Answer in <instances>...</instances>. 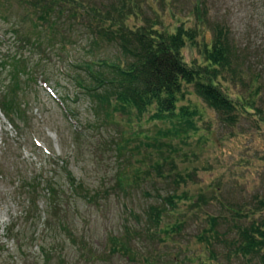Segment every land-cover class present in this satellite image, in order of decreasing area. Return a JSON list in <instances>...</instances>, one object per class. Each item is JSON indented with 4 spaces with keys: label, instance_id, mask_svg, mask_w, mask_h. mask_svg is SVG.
Listing matches in <instances>:
<instances>
[{
    "label": "rangeland",
    "instance_id": "obj_1",
    "mask_svg": "<svg viewBox=\"0 0 264 264\" xmlns=\"http://www.w3.org/2000/svg\"><path fill=\"white\" fill-rule=\"evenodd\" d=\"M147 4V15L155 12L166 28L181 23L195 32V45L187 42L182 50L187 65L202 63V43H209L214 27L225 29L237 48L243 83L224 77L220 87L231 99L254 100L264 112V0ZM25 10L15 0H0V91L10 89L8 97L20 107L13 117L16 127L0 110V264H256L237 258L221 236L212 239L208 230L209 220L215 218L216 229L230 241L236 225L263 216L259 203L264 202V127L257 112L240 110L237 122L228 125L189 87L186 100L201 114L194 120L196 135L174 142L175 152H158L147 143L167 130L168 122L118 115L106 120L95 114L77 85V77L86 76L76 65L112 59L116 49L87 52L86 42L80 43L87 49L78 41L79 32L66 26L65 38L71 39L49 40ZM14 54L24 57L27 66L16 85L2 62V57ZM117 145L123 147V156L116 153ZM163 156L172 158L187 182L175 191L184 199L163 221H183L181 231L174 240L162 235V242H156L143 234L141 216L156 205V194L165 195L171 186L152 170L155 163H163ZM62 163L80 184L77 191L60 169ZM169 168L164 167L165 174L172 172ZM134 170L141 179L149 173L152 182L147 177L135 183ZM30 173H55L53 212L39 188V212L23 213L29 205L19 196L18 186ZM118 178L129 185L120 189ZM202 235L208 242L198 240Z\"/></svg>",
    "mask_w": 264,
    "mask_h": 264
},
{
    "label": "trees",
    "instance_id": "obj_2",
    "mask_svg": "<svg viewBox=\"0 0 264 264\" xmlns=\"http://www.w3.org/2000/svg\"><path fill=\"white\" fill-rule=\"evenodd\" d=\"M15 1L26 9L32 25L47 33L49 40L55 36L62 37V40L71 39L72 36L65 38L68 32L64 30L66 26L79 32L81 37H78V41L86 42L88 49L83 43L80 44L87 52L99 51V48L107 46L116 49L112 59L99 57L76 65L86 76V79L77 77V85L92 103L95 114L104 116L106 120L118 115L129 120L146 117V120L168 122L169 128L159 131L157 137L147 143L152 149L162 152V148H166L175 152L174 142L184 143L187 138L196 135L194 120L201 114L196 105H189L186 100L189 87L202 103L215 111L223 123L235 124L240 110L248 113V107L257 112L258 120L264 127V112L255 107L254 100L242 97L231 99L220 87L224 77L232 82L239 80L243 83L237 48L222 27H214L209 43H202V63L187 65L182 50L187 42L195 45V32L191 28H184L181 23L172 29L166 28L155 12L149 17L145 11V5L149 8L147 0ZM130 21L133 23L130 24ZM2 60L9 66L11 71L8 73L16 85L15 79L27 67L24 57L14 54L4 56ZM9 90L4 86V90L0 91V110L16 127L13 117L15 111L20 113V107L13 97H8ZM184 101L186 105L182 104ZM122 150V146L117 145L115 148L121 156L124 153ZM163 157V163H155L152 170L156 178L170 183L172 187H168L165 195L156 194V205L148 206L141 216L144 220L142 228H145L143 234L156 242L161 241L162 235L174 240L181 231L183 221L172 225L163 221L184 199L176 196L175 191L180 183L187 182L182 174L176 172L172 158ZM166 165L172 170L169 174L164 173ZM64 166L62 163L60 169L66 173L71 188L76 190L80 184ZM148 175L141 179L140 171L134 170L133 181L147 180ZM26 178L18 186L21 190L19 196L29 205L28 211L23 212L25 216L39 212L35 198L39 188L45 192L47 209L53 212L58 195L55 173L48 177L42 173H30ZM187 178L190 176L187 175ZM149 181L152 182L150 178ZM125 185L129 184L118 178L117 186L121 189ZM259 204L263 216L250 220L246 226L236 225L234 237L230 241L216 229L218 223L215 218L209 220L208 233L211 238L218 239L221 236L224 245L246 263L255 261L256 264H264V202ZM203 236H199L198 240L208 242ZM121 248L126 252L125 247Z\"/></svg>",
    "mask_w": 264,
    "mask_h": 264
}]
</instances>
